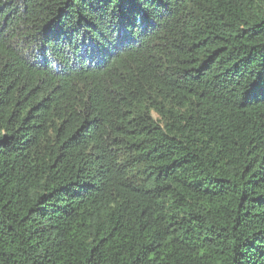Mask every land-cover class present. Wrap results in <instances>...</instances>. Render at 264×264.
I'll return each instance as SVG.
<instances>
[{
	"label": "trees",
	"instance_id": "1",
	"mask_svg": "<svg viewBox=\"0 0 264 264\" xmlns=\"http://www.w3.org/2000/svg\"><path fill=\"white\" fill-rule=\"evenodd\" d=\"M0 264H264V0H0Z\"/></svg>",
	"mask_w": 264,
	"mask_h": 264
}]
</instances>
